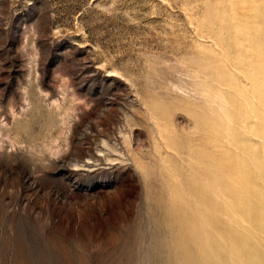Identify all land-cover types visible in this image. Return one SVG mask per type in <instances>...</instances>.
<instances>
[{"label":"rangeland","instance_id":"1","mask_svg":"<svg viewBox=\"0 0 264 264\" xmlns=\"http://www.w3.org/2000/svg\"><path fill=\"white\" fill-rule=\"evenodd\" d=\"M263 88L264 0H0V264H163L169 208L264 264Z\"/></svg>","mask_w":264,"mask_h":264},{"label":"bare ground","instance_id":"2","mask_svg":"<svg viewBox=\"0 0 264 264\" xmlns=\"http://www.w3.org/2000/svg\"><path fill=\"white\" fill-rule=\"evenodd\" d=\"M228 10V9H227ZM222 11H223V9H222ZM219 12V11H218ZM225 12V11H224ZM231 12V11H230ZM220 13V12H219ZM232 13V12H231ZM221 14H223V12L222 13H220V15ZM226 15H227V13H225ZM216 15L217 14H215V18H217V19H219L218 18V16L216 17ZM219 15V16H220ZM224 15V14H223ZM221 18H223L224 19V17H222V15H221ZM216 19V21L218 22V20ZM222 19V20H223ZM221 20V21H222ZM231 20V19H230ZM226 21H227V19H226ZM225 21V22H226ZM231 21H233V20H231ZM238 21V20H237ZM228 22V21H227ZM226 22V24H228ZM219 24H221L220 22H218ZM217 23V24H218ZM232 23V22H231ZM230 23V24H231ZM219 24L217 25V27H219ZM229 25V24H228ZM232 25V24H231ZM230 25V27H232ZM244 26V25H243ZM248 26V25H247ZM216 27V28H217ZM229 27V28H230ZM239 27V26H238ZM245 27H246V24H245ZM215 29V28H214ZM214 29H213V31H214ZM222 29V28H221ZM220 30V29H219ZM229 30V29H228ZM231 30H233V27H232V29ZM242 31H245V30H243V28L241 29ZM240 31V30H239ZM238 31V32H239ZM217 32V31H216ZM228 32V31H227ZM230 32V31H229ZM228 32V33H229ZM246 33H248L247 31H245ZM234 33V32H233ZM221 34V33H220ZM218 35V34H217ZM226 35V34H225ZM234 35V34H233ZM238 35V34H237ZM242 35H244V34H242ZM246 35V34H245ZM254 35V34H253ZM227 36V35H226ZM232 36V35H231ZM230 36V37H231ZM255 36V35H254ZM235 37V36H234ZM237 37V36H236ZM239 37V36H238ZM237 37V38H238ZM248 37V36H247ZM221 40V39H220ZM230 40V39H229ZM230 41H232V40H230ZM234 41H235V39H234ZM233 41V42H234ZM237 41H238V39H237ZM242 41V40H241ZM244 41H246V39H244ZM247 42V41H246ZM205 44V43H204ZM240 44H241V42H240ZM244 44V43H243ZM252 44V43H251ZM207 45V44H206ZM232 45V44H231ZM235 45V44H234ZM239 45V44H238ZM242 45V44H241ZM222 46H223V44H222ZM225 46V45H224ZM243 46V45H242ZM244 46H246V45H244ZM260 46V45H259ZM215 47V46H214ZM221 47V46H220ZM239 47H241L240 45H239ZM252 47V46H251ZM216 48V47H215ZM222 48V47H221ZM249 48V47H248ZM223 49V48H222ZM246 50V49H245ZM223 51H226L225 50V48L223 49ZM240 51V50H239ZM243 51H244V48H243ZM241 52V51H240ZM246 52V51H245ZM238 54V53H237ZM213 55H214V53H213ZM230 55V54H229ZM242 55H245V54H242ZM248 55V54H247ZM258 55V54H257ZM263 55V54H262ZM237 57L239 56V55H236ZM235 56V57H236ZM261 56V55H260ZM260 56L259 57H257L258 59L260 58ZM240 58V57H239ZM239 58H238V60H239ZM242 58V57H241ZM246 58V57H245ZM249 58H250V56H249ZM243 59H244V57H243ZM257 59V61H261V59L260 60H258ZM227 60V59H226ZM247 60V59H246ZM249 60V59H248ZM247 60V61H248ZM244 61V60H243ZM251 61H253V60H251ZM240 62V61H239ZM255 62H256V60H255ZM255 62H252V63H254V64H256ZM249 63H251V62H249ZM261 63V62H260ZM239 64V63H238ZM242 64V63H241ZM246 64V63H245ZM253 64V65H254ZM236 66H237V64H235ZM240 65V64H239ZM238 65V66H239ZM250 65V64H249ZM258 65H259V63H258ZM227 66V65H226ZM226 66H225V68H226ZM244 66V65H243ZM248 66V65H247ZM245 67V68H248V67ZM255 66V65H254ZM257 66V65H256ZM250 67V66H249ZM261 67V66H260ZM253 68V67H252ZM255 68V67H254ZM236 69V68H235ZM239 69V68H238ZM244 69V68H243ZM250 69H251V67H250ZM258 69V68H257ZM260 69V68H259ZM227 70V69H226ZM225 70V71H226ZM249 70V69H248ZM248 70H247V72H248ZM254 69H251V71H253ZM232 71V70H231ZM255 71H256V68H255ZM260 71H261V69H260ZM240 72V71H239ZM257 73V72H256ZM234 74V73H233ZM259 74H260V72H259ZM227 75L229 76L230 74H229V72L227 73ZM244 75H245V73H244ZM247 75V74H246ZM249 75V74H248ZM254 75V74H253ZM253 75H251L252 77H253ZM258 76V75H257ZM241 77H242V75H241ZM254 77H255V75H254ZM229 78V77H228ZM236 78V77H235ZM247 78V77H246ZM245 78V79H246ZM249 78H250V76H249ZM202 79V78H201ZM206 79V78H205ZM257 80V79H256ZM255 80V82H257ZM206 81V80H205ZM229 81V80H228ZM249 81V80H248ZM252 81V80H251ZM230 82V81H229ZM253 82V81H252ZM199 83V82H198ZM202 83V82H201ZM201 83H199V84H201ZM254 83V82H253ZM198 84V85H199ZM260 84V83H259ZM258 84V86H260ZM195 85V84H194ZM203 85V84H202ZM232 84H230V86H231ZM233 86V85H232ZM231 86V87H232ZM254 86H255V83H254ZM205 87V86H204ZM244 87H246V85L245 86H243V88ZM203 87L201 86V89H202ZM206 88V87H205ZM248 89H249V87H248ZM254 89H255V87H254ZM260 89V88H259ZM264 89V88H263ZM200 90V89H199ZM252 90L253 89H251L250 91L252 92ZM258 90V89H257ZM262 90V89H261ZM260 90V91H261ZM223 91V90H222ZM247 91H249V90H247ZM259 91V90H258ZM259 91V92H260ZM224 92V91H223ZM227 92V91H226ZM246 92V91H245ZM217 93H219V92H217ZM255 93V92H254ZM263 94V90H262V92H260V94ZM219 94H221V93H219ZM228 94H229V92H228ZM247 94V93H246ZM249 94V93H248ZM222 95V94H221ZM234 95V94H233ZM232 95V96H233ZM253 95V94H252ZM202 96V95H201ZM215 96V95H214ZM247 96V95H246ZM263 96H264V94H263ZM203 97V96H202ZM248 97V96H247ZM215 98L216 97H214V100H215ZM263 98V97H262ZM205 99H207L206 97H205ZM213 99V98H212ZM248 99H250L249 97H248ZM261 99V98H260ZM218 100V99H217ZM220 100V99H219ZM220 101H223V100H220ZM251 101V100H250ZM254 101H256V100H254ZM262 101H263V99H262ZM264 102V101H263ZM206 104V103H205ZM257 104V103H256ZM261 104V103H260ZM250 105H254V103L252 104V103H250ZM259 105V104H258ZM262 105V104H261ZM254 108H256L255 106H253ZM253 108V109H254ZM259 110V109H258ZM218 111V110H217ZM222 111H223V109H222ZM256 111V110H255ZM255 111H254V113H255ZM257 112V111H256ZM257 115H259L258 113H257ZM256 116V115H255ZM260 116H261V114H260ZM259 116V117H260ZM264 117V116H263ZM256 119H257V116H256ZM262 123H263V121H261ZM243 123V122H242ZM212 124V123H211ZM213 125V124H212ZM243 126V125H242ZM244 127V126H243ZM233 128V127H232ZM239 128V127H238ZM196 130V129H195ZM196 132V131H195ZM193 133V132H192ZM191 140V139H190ZM189 141V140H188ZM193 141V140H192ZM192 141H190V142H192ZM201 142V140H197V144H198V142ZM217 141V140H216ZM258 141H260V140H258ZM205 142V141H204ZM207 143V142H206ZM202 144H203V142H202ZM202 144H200V145H202ZM208 144V143H207ZM209 145V144H208ZM196 146V145H195ZM187 147V146H186ZM211 147V146H210ZM190 148V147H189ZM197 148H199L200 149V147H197ZM214 148V147H213ZM202 149H205V148H202ZM214 149H216V147L214 148ZM213 149V150H214ZM192 150V149H191ZM198 150V149H197ZM196 150V151H197ZM209 150V149H208ZM237 150H238V148H237ZM206 151V150H205ZM229 151H231V150H229ZM191 153H193V151H190ZM208 153L210 152V151H207ZM232 152V151H231ZM190 153V154H191ZM194 154V153H193ZM212 155H213V152L211 153ZM196 155V154H195ZM191 156V155H190ZM197 156V155H196ZM193 158H194V155H193ZM189 159V158H188ZM199 159V158H198ZM197 162V161H196ZM203 162V161H202ZM198 163H200L199 161H198ZM204 163V162H203ZM207 163V162H206ZM205 163V164H206ZM204 169V168H203ZM207 169V168H206ZM203 172H206V171H203ZM208 172V171H207ZM161 173V172H160ZM211 173H212V171H211ZM210 173V174H211ZM206 174V173H205ZM162 175H163V173H162ZM197 175V174H196ZM201 175V174H200ZM212 175H214V174H212ZM198 176V175H197ZM203 176H205V175H203ZM211 177V176H210ZM214 177V176H213ZM194 179V178H193ZM168 181V180H167ZM169 182V181H168ZM203 182V181H202ZM204 183V182H203ZM170 184V183H169ZM213 184V183H212ZM205 186H206V184H205ZM205 186H202L201 185V187H203V189L204 188H206ZM208 186H210V185H208ZM224 186H225V184H224ZM194 188H196L197 189V186H195ZM193 188V189H194ZM192 189V188H191ZM192 189V190H193ZM202 189V190H203ZM199 190V189H198ZM202 190H199L200 192L202 191ZM206 190V189H205ZM195 191V190H194ZM199 191H197V192H199ZM236 191V190H235ZM205 192V191H204ZM206 192H207V190H206ZM205 192V193H206ZM237 192V191H236ZM257 192V191H256ZM189 193H190V191H189ZM228 193V192H227ZM261 193V192H260ZM195 194H197V195H199L198 193H196L195 192ZM194 194V195H195ZM201 194V193H200ZM201 196V195H200ZM194 197V196H193ZM192 197V198H193ZM197 197V196H196ZM191 200H192V198L191 197H189ZM202 198V197H201ZM194 199H196L195 197H194ZM212 199V198H211ZM218 200V199H217ZM222 200V199H221ZM216 202V201H215ZM190 203H191V201H190ZM224 203V202H223ZM210 205H212V204H210ZM224 205H225V203H224ZM226 206V205H225ZM225 206H223V207H225ZM206 207V206H205ZM228 209V208H227ZM194 210V211H193ZM193 210H191V211H188V212H186L185 213V211H182V212H179V210H176L175 208L174 209H171V208H169L167 211H168V213H167V218L166 219H168V221H167V229H168V231H169V233H168V237L162 242V246H163V251L167 254V256H166V259L164 260V262H163V264H237L238 262L234 259V256H235V250H233V247H232V244H231V242L228 240V241H226L225 239H223L224 238V236H227V238H228V235H229V233L226 235V232L225 231H222V233L224 234L223 235V237H221V233H220V231L218 230V227L217 226H213V225H211V224H209V223H205L204 221H205V219H204V213L203 212H201L200 210H195V209H193ZM210 210V209H209ZM217 216V215H216ZM195 218H199V219H197V220H199V221H202V222H198V221H196V219ZM217 218H219V217H217ZM220 225V224H219ZM223 226V225H222ZM240 227H241V225L239 226V229H240ZM244 227V226H243ZM225 228H227L226 227V225L225 226H223V229H225ZM241 229H243V228H241ZM252 229V228H251ZM255 230V229H254ZM237 231H238V229H237ZM242 231V230H241ZM233 233V232H232ZM231 233V234H232ZM251 233H253V232H251ZM245 234V233H244ZM251 235V234H250ZM233 236V235H232ZM245 236H246V234H245ZM252 236V235H251ZM235 238V237H234ZM242 238V237H241ZM240 238V239H241ZM244 238H246V237H244ZM238 240V239H237ZM236 241V240H235ZM234 241V242H235ZM238 242V241H237ZM243 242V241H242ZM246 242V241H245ZM240 243V242H239ZM250 243H252V242H250ZM234 245H236V243L234 244ZM237 246V245H236ZM237 247H239V246H237ZM243 247V246H242ZM247 247H248V245H247ZM239 250H240V248H239ZM245 251V250H244ZM245 253V252H244ZM239 258V257H238ZM240 260H241V258H240Z\"/></svg>","mask_w":264,"mask_h":264}]
</instances>
